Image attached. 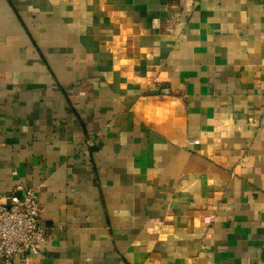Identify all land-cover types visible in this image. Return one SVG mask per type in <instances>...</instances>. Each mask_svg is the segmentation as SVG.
<instances>
[{"label":"crops","instance_id":"0c3cea01","mask_svg":"<svg viewBox=\"0 0 264 264\" xmlns=\"http://www.w3.org/2000/svg\"><path fill=\"white\" fill-rule=\"evenodd\" d=\"M17 183L49 236L12 264H264V0H0Z\"/></svg>","mask_w":264,"mask_h":264},{"label":"built area","instance_id":"2783aa9c","mask_svg":"<svg viewBox=\"0 0 264 264\" xmlns=\"http://www.w3.org/2000/svg\"><path fill=\"white\" fill-rule=\"evenodd\" d=\"M13 174H16L13 171ZM13 191L0 193V261L12 264L15 255L37 252L49 236L41 220V203L36 187L17 183Z\"/></svg>","mask_w":264,"mask_h":264}]
</instances>
